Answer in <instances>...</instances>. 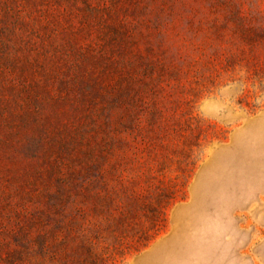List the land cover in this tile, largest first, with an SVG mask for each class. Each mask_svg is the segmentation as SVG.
I'll list each match as a JSON object with an SVG mask.
<instances>
[{"label":"rangeland","instance_id":"rangeland-1","mask_svg":"<svg viewBox=\"0 0 264 264\" xmlns=\"http://www.w3.org/2000/svg\"><path fill=\"white\" fill-rule=\"evenodd\" d=\"M0 264H264V0H0Z\"/></svg>","mask_w":264,"mask_h":264}]
</instances>
